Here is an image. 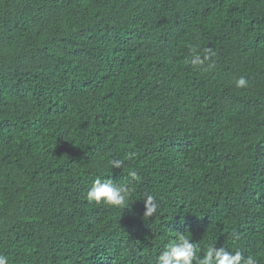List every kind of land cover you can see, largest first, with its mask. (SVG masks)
Masks as SVG:
<instances>
[{"label": "trees", "instance_id": "trees-1", "mask_svg": "<svg viewBox=\"0 0 264 264\" xmlns=\"http://www.w3.org/2000/svg\"><path fill=\"white\" fill-rule=\"evenodd\" d=\"M128 169V208L87 201ZM177 232L264 264V0H0V255L156 264Z\"/></svg>", "mask_w": 264, "mask_h": 264}, {"label": "clouds", "instance_id": "clouds-1", "mask_svg": "<svg viewBox=\"0 0 264 264\" xmlns=\"http://www.w3.org/2000/svg\"><path fill=\"white\" fill-rule=\"evenodd\" d=\"M215 52L208 48L200 50L194 46L191 48V55L188 63L197 70H209L214 68L212 59ZM237 88H246L248 82L244 77L235 81ZM135 153L129 152L124 159H111L109 163L113 169H123L126 160H132ZM128 179L122 182H114L112 179H101L97 177L87 192V201L96 205H103L112 208H128L136 191L135 185L141 182L142 178L136 170H127ZM145 212L143 218L153 217L158 211L156 198L152 195H145ZM131 202V203H130ZM178 233V232H177ZM234 238H239L233 233ZM0 264H8V258L0 255ZM156 264H258V258L254 255H244L236 250L229 251L225 247L217 248L215 244H209L201 253L199 243H193L184 233H178L176 239L167 243L163 251L158 255Z\"/></svg>", "mask_w": 264, "mask_h": 264}]
</instances>
